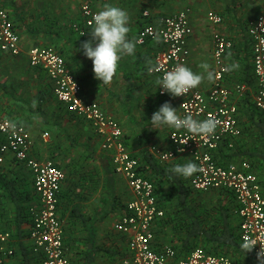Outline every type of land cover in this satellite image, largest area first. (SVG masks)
I'll use <instances>...</instances> for the list:
<instances>
[{"label": "built area", "instance_id": "2783aa9c", "mask_svg": "<svg viewBox=\"0 0 264 264\" xmlns=\"http://www.w3.org/2000/svg\"><path fill=\"white\" fill-rule=\"evenodd\" d=\"M82 4L83 29L80 35L87 36L94 26L90 22L98 13L87 0ZM190 9L175 15L157 18L145 24L137 35L138 45L158 41L161 50L154 64L160 71L149 75L160 78L165 71L183 64L189 67L190 51L188 39L193 34L190 23ZM150 17L148 11L143 13ZM208 21L219 26L224 23L221 14L211 11ZM257 85L255 107L264 113V14L252 21L248 28ZM214 51L215 78L212 88L205 93L199 89L189 91L185 96L173 97L163 93L160 97H171L179 101L180 116L191 115L194 119L205 120L215 117L220 121L211 136L195 135L185 129H173L169 133L168 147L156 145L151 152L163 162L180 156H189L200 169L191 183L194 190L202 193L227 192L233 195L240 219V240L253 239L257 245L250 252L257 258L264 245V177L256 172V165L244 160L220 162L217 153L236 151V142L242 137L238 108L231 104V92L226 87V57L234 43L222 34L216 35ZM0 50L13 57L23 52L20 33L9 13L0 9ZM29 64L41 69L53 83L54 94L77 117L89 122L102 138V150L109 154L117 176L127 182L132 198L127 203V211L115 223L114 231L127 238V257L123 264H237L227 255H216L203 248L194 249L186 258H180L176 249L168 246L156 247L154 226L165 217L160 207L154 183L140 170V161L129 150L120 123L108 115L101 106L87 100L83 95L80 80L68 68L65 58L54 46H34L28 51ZM240 91L245 86L238 87ZM0 164L8 155L25 165L32 173L37 203L29 209L30 227L28 237L30 253L40 260V264H73L66 249L65 223L59 213V197L67 180L66 173L53 161H39L33 155L34 137L19 123L0 117ZM47 136V135H46ZM183 148V151L178 149ZM171 156H170V155ZM14 238L7 230L0 214V264L16 255Z\"/></svg>", "mask_w": 264, "mask_h": 264}, {"label": "crops", "instance_id": "0c3cea01", "mask_svg": "<svg viewBox=\"0 0 264 264\" xmlns=\"http://www.w3.org/2000/svg\"><path fill=\"white\" fill-rule=\"evenodd\" d=\"M171 1L172 0H126V4L129 5L126 9H128L129 13H132V20L136 22L138 26V28H136V41L140 28H142L145 24L154 22L157 18L175 15L182 10L190 9V23L193 34L188 39V48L190 51L189 68H191L194 72L202 71V69L199 68V65L202 63L209 64L210 70L214 72V69L216 68L214 51L216 48L215 40L217 34H222L234 43L233 49L228 52L225 60L228 66L230 64H238L239 67L229 71L226 77V87L230 89L231 92V104L238 108L243 135L236 142V151H224L217 153L216 155L220 162L229 163L230 161L232 162L233 160H237L238 157L240 158L239 161L247 160L255 164L256 172H258L260 176L264 177V166L259 164L261 161L259 155L264 153V142L262 141L259 128L252 123V111H250V109H256L254 103L255 93L257 90L256 81H254L255 90L251 94L252 99L245 96V93L250 90V85L246 81L245 77L250 73H254V71H252L254 70V65L251 43L249 42L250 51L245 50L247 49L245 41L240 44H236L238 34H240L243 38H246L245 35L240 32L242 30L240 26H235L234 31H228L225 22L222 25L214 26L208 21L207 14L209 12L214 11V9L216 10L214 12L227 10V7L219 8L220 6H217L211 0H178V3L173 6L170 5ZM74 2L75 0H0V9L6 10L5 8H9L12 11L13 16H16L20 21L17 28H19L18 31L22 39L23 52L16 58H19L22 63H24V65L19 68L9 67V71L11 73H18L20 75V79L17 81L4 82L5 84L1 89L2 92L0 93V117L15 121L29 130L35 141L32 155L39 161H53L66 173V175L70 170V158L68 157V153L72 155L79 153V155L81 154L83 156L88 153L86 149H90L93 152L96 148H100V153H104V155H102L103 158H100L99 160V164H101L104 169V182L107 189V193L102 199L105 203V206H103L102 209L98 210L97 213H88L90 214L88 215L84 212V210H82L81 204L76 205L75 201H73V199L79 194V186L85 185V188L97 187L94 177H88L87 180H85L79 175L78 177L73 176V179L71 178L70 180H66L60 193L65 195V199H63V201L68 204L74 203L70 209V213L68 212L69 219L73 221V223L71 221L69 225H75V228L79 231L84 230V238H88V248L86 253H83L81 256L84 264H87V254H89L92 258L91 264H97L95 261V256L97 254L106 251V255L111 256L109 255L110 250L108 248H98L95 241L98 229L103 228L102 224L105 219H107L108 215H110L109 213L116 211L113 209V202H111L113 198L111 197V194H109L112 185L115 187L117 185L114 177L116 174L111 164L109 154L102 150V138L89 122L73 114L71 115V119L73 120L71 122L72 125H65L64 122L67 123V120L64 117V107L66 106L63 103H60L55 97L53 83L47 76L46 72L30 66L28 50L31 45H26V40L28 39L29 41L44 43L46 45L51 44V46L53 45L57 48V50L65 58L68 68L80 80L83 86L84 97L89 101L98 103L108 115L114 117L120 123L127 140L129 150L134 155L136 154L140 156L144 152L152 153L150 150L152 145L167 148L169 143V133L174 128L162 126L159 129H155L152 128L149 121L151 120L153 112L157 111L165 102L171 103V105L178 110V115H180V109L179 101L174 100L171 97L159 96V85L156 84V80L158 78L156 76L149 75V66L147 67V74L150 78V81L148 82L152 85L149 88L147 87L148 89L143 90V88L141 93H136V97L145 102L144 104L146 105V108L144 110L139 109V103L137 102L138 99L136 100V98L134 102L135 105L137 104V107L135 108V105H133L131 101V95H129V101L124 99L123 94L125 91L123 90L124 87H122L124 84L119 81V74H116L110 84H101L100 81L95 79L92 61L83 54L82 50L77 51V49H80L81 44L88 39L77 37V35H75L76 33H73L71 30V26L75 23ZM104 2H106V0H104ZM168 8L172 9L171 12L166 11ZM143 9L144 12H149V18L143 16L144 12L141 13L140 11ZM51 10L54 11L53 14ZM207 10L208 12L206 13ZM30 12L35 14V18L31 16ZM49 15L50 18L51 16L54 17V22L50 25H53V28L57 30H51L45 22H38L39 16L44 19ZM23 17H25V19H23ZM21 21H24L25 27ZM36 27H38V29H36ZM41 46L44 45L41 44ZM141 47H145V50L131 58V60L134 61V63L131 62L129 65V70L131 72L135 71V73H137V70L141 66L139 63L143 60L148 59V61L150 60L152 64H154L155 57L161 50L158 41H149L145 46ZM246 53H249L248 57ZM125 70L126 69L124 67L121 72H125ZM22 74H24V76ZM213 83L214 81L209 82L205 80L197 89L207 93L212 88ZM242 86L246 87L244 91H240L238 89V87ZM4 87L8 88L5 89ZM113 93H116V95ZM33 101H36L35 107H33ZM134 113H138V115H135ZM129 114L133 115L130 116ZM47 122L51 124V135L42 132L43 126L48 125L45 124ZM52 127L58 129L59 132L52 131ZM66 129L67 131H65ZM60 132H62V135ZM49 135L50 138H48ZM63 137H65L66 140L70 137V141H63ZM79 137L81 139L80 141L78 139ZM154 157L166 169H171L177 164L184 165L189 161L193 162L189 156H180L169 162H163L155 155ZM84 159H86V157H83V160ZM11 160L12 156L8 155L5 162L8 161V164L11 165ZM5 166L8 167L7 165ZM25 168L31 174V180L32 183H34L32 173L27 167ZM193 176L194 174L191 177L186 178L188 184L189 181L192 180ZM117 177L126 182L123 177ZM179 179L186 181L182 176H179ZM126 187L129 194V201L132 198V195L128 189L127 182ZM169 187L170 186L166 184L165 189L168 190ZM195 198L196 195L194 194L191 198L193 211L197 215L201 214L203 216V212L197 210L193 204ZM1 207L6 210L9 217H13L14 206L10 204V202L7 200L2 202L0 210ZM77 207L81 211V216L86 220L85 223L82 219L75 217L74 214L71 213ZM163 208L165 211V217L161 219L153 228L156 235V247H172L176 249L178 256L182 259L186 258L196 248H203L211 251V247L206 245L201 237L196 239L191 238L188 240V230L185 226L181 231L179 226L182 223H188V221L184 217L181 219V215H177L176 210L179 206L174 197L164 200ZM230 214L232 215L231 219L233 224L238 225L240 219L236 209H230ZM8 216L6 215L7 218ZM203 217L205 225H207L209 221L211 222L210 217L205 215ZM5 227L6 229L13 227L10 231L13 234V241L16 249V255L9 259L6 264H24V247L27 249L26 251H30L31 245L28 237L30 225L25 226L24 230L27 232L22 239H20L17 235V229L12 223H9V225L6 224ZM118 235L123 237L125 241L127 240L125 236L121 234ZM90 236L92 237L93 242L90 241ZM210 253L213 252L211 251ZM227 256L231 257L230 255ZM244 264L251 263L249 262ZM254 264H258V260Z\"/></svg>", "mask_w": 264, "mask_h": 264}, {"label": "rangeland", "instance_id": "374dc122", "mask_svg": "<svg viewBox=\"0 0 264 264\" xmlns=\"http://www.w3.org/2000/svg\"><path fill=\"white\" fill-rule=\"evenodd\" d=\"M211 1H213L217 6H220L219 8H222V7L228 8L227 10H223V11L220 10L217 12L221 13L224 16L225 18L224 22L226 24V28L228 31L229 30L234 31L235 26L241 27L242 30L240 32L243 35H245L246 38H243L242 36H240V34H238L236 44H240L241 42L245 41V45L247 47V49L245 50L250 51L248 28L252 21H254L256 18L264 14V0H211ZM87 2L91 5L93 9L97 10L98 12L103 10V6L105 4H111L113 6H117L125 10L129 16L128 27L130 28V32L128 34V38L130 40L136 41V28H138V26L136 22L132 20L133 18L132 13H129L128 9H126L129 7V5L126 4V0H110V1L106 0V2H104V0H87ZM177 3H178V0H172L170 2V5L173 6L174 4H177ZM82 4H83V1L81 0H75L74 2L75 23L71 26V30L73 31V33H76L75 35H77V37L90 40L91 37L89 33L91 30L88 31L87 36L85 37H82L79 32L81 29H83V18H82V12H81ZM5 9L10 14L12 20H14L16 24L18 23L16 25L18 27L20 24L19 23L20 21L17 19L16 16H13L12 11L9 8H5ZM171 10H172L171 8L166 9V11H169V12H171ZM140 11L142 13L144 12V9ZM214 11L216 10L214 9ZM51 12L53 14L54 11L51 10ZM207 12L208 10L206 11V13ZM31 16L35 18L34 17L35 14L31 13ZM53 18H54L53 16H51L50 18V15L48 17H45L44 19L43 17L39 16L38 22H45V24L48 25V28H50L51 30H57L53 28V25H50L51 23L54 22ZM23 19H25V17H23ZM32 20H35V19H32ZM21 22H23V25L25 27L24 21H21ZM17 29L19 30V28ZM36 29H38V27H36ZM27 44L31 45V46L28 45L29 50L32 47L37 46L39 44L47 46L44 43L32 42V41H29L28 39L26 40V45ZM48 45H51V44H48ZM144 50H145V47H141L138 44H136L135 54L132 56H124L119 62V67L117 70V74H119L118 79L120 82H122V84H124L122 86L124 87L123 90L125 91V92L123 91L124 99L126 101H129L130 100L129 95H131V99H132L131 101L133 105H135V102H134L135 98L136 100L138 99L136 97V93H141L143 88H144L143 90H145V89H148L152 85L150 82H148L150 81V78L147 74V67L149 66L147 63L148 59L143 60L139 63L141 64V66L137 70V73H135V71L131 72L129 70V67H130L129 65L131 64V62L134 63V61L131 60V58L135 57L136 55H138V53H141V51H144ZM246 54L248 57L249 53H246ZM23 65L24 63H22V61L19 58L3 53L0 50V93L2 92L1 89L5 84L4 82L17 81L18 79H20V75L18 73H13V72L11 73L9 71V67L19 68V67H22ZM124 67L126 69L125 72H121V70ZM22 75L24 76V74ZM254 85H255V82H253V84L249 86L250 90L247 93H245V96L249 97L250 99H252L251 94L255 90ZM4 88L6 89L8 87H4ZM113 94L116 95V93H113ZM137 102L139 103L138 105L139 109L144 110L146 108V105L144 104L145 102L143 100L138 99ZM136 107H137V104L135 105V108ZM64 110H65L64 117L67 120V123L64 122L65 125L67 124L72 125L71 122L73 120L71 119V115H73V113L67 107H64ZM134 114L138 115V113H134ZM129 115L131 116L133 114H129ZM45 124H48V125L43 126L42 132L50 134L51 124L49 122ZM66 127L69 128L68 126ZM52 128H53L52 131L59 132L58 129L54 127ZM65 131H67V129ZM60 134L62 135V132H60ZM50 135L48 138H50ZM78 139L79 141L81 140L80 137ZM62 140L64 141L66 140V138L63 137ZM69 141H70V137L65 142H69ZM86 151L88 153L84 154L83 156L81 154L79 155V153H76L73 155L68 153V157L70 158L69 160L70 170L66 172L68 175L67 180H70L71 178L73 179L74 178L73 176L78 177V175L81 176V178L85 180H87L88 177L95 178V181H96L95 183H97V187L85 188L84 187L85 185H81L78 188L79 194L73 199V201H75V204L76 205L81 204L82 210H84V212L88 214V213H95V212L97 213L98 210L102 209V207L105 206V203L102 201V199L104 195H106L107 189L105 187V182H104V169H103V166L99 164V160L100 158H103L102 155H104V153H100V148H96L93 152L90 149H86ZM83 157H86V159L83 160ZM7 166L8 167H5L4 165L5 168H3V166H0V167L3 168L5 171L9 172L11 175L19 174L21 175V177L23 178L26 177L27 180L31 181V175L24 166H20L17 164H11ZM114 177L117 182V185L115 187V197L117 198L119 204L120 203L126 204L128 203V199H129L126 182H124L123 179H120L116 175ZM195 195H196V198L193 201V204L196 207V209L203 212L205 216H208L220 204L224 202L226 204L229 203L225 195H221V193L211 192V193L204 194V193L197 192L195 193ZM73 204L74 203L68 204L66 202H63L61 204L60 202L59 206L60 205L61 206L59 207L60 208L59 213L62 219L64 221L66 220L65 221V228H66L65 229L66 230L65 231L66 232L65 243H66V249H67L68 256L70 257L73 264H84V261L82 260L81 256L83 255V253H86V250L88 248V242H87L88 238H84V234H83L84 230L79 231L78 229L75 228V225H69L72 220L69 219L68 212L70 213V209ZM123 213L124 212H122V210L120 209L110 212L109 213L110 215L107 214L108 217L107 219H105L104 223L102 224L103 228L98 229V233L96 236L97 238H96L95 243L97 244L98 248H102V249L108 248L110 250L109 255L111 256L106 255V251L103 253L97 254L95 256V261L97 264H123V260L125 259L126 252H127L126 241L123 237L115 233L113 230L114 223L121 217Z\"/></svg>", "mask_w": 264, "mask_h": 264}, {"label": "trees", "instance_id": "16d2710c", "mask_svg": "<svg viewBox=\"0 0 264 264\" xmlns=\"http://www.w3.org/2000/svg\"><path fill=\"white\" fill-rule=\"evenodd\" d=\"M245 79L249 85H252L255 81L254 73H250L245 77ZM250 111H252V123L256 125L257 128H259L262 141L264 142V113L256 110L255 108L250 109ZM2 142L3 138L0 136V145ZM125 142L128 146L126 138ZM134 156L140 161V170L142 174L154 183L160 207L164 209L163 202L170 197H174L177 200V204L179 206V208L176 210L177 215H181V219H183L184 217L188 221V223H182L179 227L181 231L184 229V226L186 227V229L188 230V240H190L191 238L196 239L198 237H201L206 245H209L211 247V249H209L214 254L230 255L237 264H244L249 262L251 264H254L257 261V258L254 257L251 253H248L246 255V253L241 250L240 245L242 243L240 240V222H238V225H234L231 219L232 215L230 214L231 208H235L237 212V205L235 203L233 195L223 191H215L216 193L225 195L229 203L226 204L224 202L220 204L215 210H213L207 216L211 218V222L209 221L208 224L205 225L203 217L204 215H197L193 211V207L191 205L192 196H194V194L198 192L193 189L191 181H189L188 184L186 178H184L186 181H184L183 179H179V176L171 173L169 171L170 169L164 168L150 152H144L140 156L135 154ZM259 156L261 159L259 164L264 166V153H261ZM5 163L0 164V166H3V168H5L6 166L4 167V165H9L8 161ZM11 164H17L26 167L13 158L11 160ZM3 168L0 167V205L6 200L10 202V204L14 206V215L13 217H9L6 210L1 207V217L4 221V225H9V223H12L14 225V227L17 229V235L20 239H22L27 232L26 230H24L25 226L30 224L29 209L33 204L37 203L38 200L37 196L35 195L34 183L32 184V180H27L26 177L23 178L19 174L11 175ZM166 184L170 186L168 190L165 189ZM109 194H111V197L113 198L111 200V202H113V209H120L122 210V212L126 213L127 203L119 204L117 198L115 199L114 185H112ZM63 199H65V195L60 194L61 204L65 202L63 201ZM71 213H73L75 217L82 219L84 223L86 222V220L81 216V211L78 207L75 208ZM6 215L8 216V218L6 217ZM12 228H9L7 230L10 231L12 230ZM90 241L93 242L91 236ZM24 250V264H40V260L38 258H35L32 255V257L30 256V251H26L27 249L25 247ZM87 256V264H91L92 258L89 254H87Z\"/></svg>", "mask_w": 264, "mask_h": 264}, {"label": "clouds", "instance_id": "9594fccd", "mask_svg": "<svg viewBox=\"0 0 264 264\" xmlns=\"http://www.w3.org/2000/svg\"><path fill=\"white\" fill-rule=\"evenodd\" d=\"M90 23L94 25L89 33L91 39L84 41L77 51L82 50L83 54L92 61L95 79L101 84H110L117 74L121 59L135 54L138 41L128 38L129 16L120 7L105 4L103 10L96 13ZM83 35L85 33H82ZM147 63L150 73L160 71L159 67L153 65L150 60ZM238 67V64H230L226 71H232ZM199 68L202 69L201 72H194L191 68L179 64L172 70L165 71L163 76L156 80V84L160 86L163 93L173 97L185 96L189 91L198 88L205 80L214 81L215 73L210 70L209 64L202 63ZM35 106L36 101H33V107ZM149 123L155 129L167 126L176 130L185 129L195 135L211 136L215 134L220 121L215 117L197 120L191 115L182 118L171 103L165 102L153 112ZM178 151L182 152L183 148ZM169 171L177 176L189 178L200 169L196 163L189 161L184 165L177 164ZM256 245L255 240L246 237L240 247L247 255ZM257 260L258 264H264V245H261L257 253Z\"/></svg>", "mask_w": 264, "mask_h": 264}]
</instances>
